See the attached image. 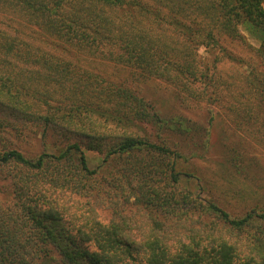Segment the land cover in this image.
Segmentation results:
<instances>
[{"label":"trees","instance_id":"obj_1","mask_svg":"<svg viewBox=\"0 0 264 264\" xmlns=\"http://www.w3.org/2000/svg\"><path fill=\"white\" fill-rule=\"evenodd\" d=\"M245 22L261 35L259 51L264 55V0H0V110L11 118L8 126L25 125L31 119L42 120L41 125L50 129L63 127L61 121L77 128L85 123L93 138L108 135L107 130L124 126L130 119L164 122L133 88L111 82L80 79L68 87L70 92L65 87L60 99L72 105L62 115L37 114L32 101H40L45 110L48 98L60 93L73 76L70 55L107 57L138 76L159 78L177 87L188 98H203L206 87L199 83L209 76L200 50L212 49L213 41V48H220L222 34L237 39ZM33 65L38 66L36 70ZM42 79L49 80L44 91L36 87L43 84ZM70 93L75 99L68 98ZM113 132L109 135H115L118 143L105 160L143 150L159 156L174 153L164 144ZM72 155L77 172L58 170L56 165L71 160ZM152 159L145 164L135 160L131 169L135 177L149 176L148 182L155 184L158 170ZM9 163L38 171L57 163L49 171L51 182L72 191L82 187L77 178L98 172L89 166L78 142L58 153L44 150L36 158L18 149L1 152L0 166ZM180 175L173 163L170 180L178 183ZM19 199L24 207L9 208V212L0 208V264H39L44 258L51 264H264V237L262 244L252 248L253 243H246L250 250L242 256L238 247L215 238H210V248L195 243L172 251L160 239L140 245L120 223H104L93 212L82 217L71 203H62L58 197L35 194ZM206 209L237 230L251 226L256 218L264 219V213L256 211L232 218L210 201Z\"/></svg>","mask_w":264,"mask_h":264},{"label":"rangeland","instance_id":"obj_2","mask_svg":"<svg viewBox=\"0 0 264 264\" xmlns=\"http://www.w3.org/2000/svg\"><path fill=\"white\" fill-rule=\"evenodd\" d=\"M239 32L237 39L219 36L220 48H213V41L212 49L200 50L209 76L199 83L207 92L200 99L186 97L159 78L138 76L107 57L70 55L73 76L60 93L58 90L53 98H48L45 110L40 101H32L37 114L70 112L71 101L61 100L64 88L70 92L68 87L81 79L133 88L166 123L130 119L124 126L107 130L111 132L108 135L93 138L91 127L87 131L85 123L77 128L61 121L63 127L50 129L41 125L42 120L31 119L25 125L8 126L11 118L1 109L0 153L18 149L36 158L44 150L58 153L78 142L89 166L98 172L85 179L77 178L82 187L72 191L51 182L49 171L55 170L57 163L44 171L4 164L0 166V208L7 212L9 208L19 209L24 207L21 196L45 194L58 197L62 203L68 201L82 217L93 212L104 223H120L140 245L160 239L172 251H179L183 245L195 243L210 248V238H215L235 245L242 256L249 248L262 244L264 219L256 218L251 226L237 230L206 209L210 201L232 218H241L249 211L264 213V55L259 51L263 41L249 22L240 25ZM32 67L36 70L38 66ZM86 73L92 75L87 77ZM47 80L42 79L43 84L36 87L43 91L49 88ZM68 98L75 99L73 93ZM114 129L117 136L146 138L164 144L175 154L159 156L143 150L105 160L106 153L118 143L115 135H109L115 134ZM150 159L157 165L155 184L148 182L149 176L135 177L131 169L135 160L145 164ZM173 163L181 173L178 183L169 177ZM76 165L72 155L71 160L56 166L74 173ZM246 243L253 245L248 248ZM142 257L141 254L138 259ZM39 264L51 261L44 258Z\"/></svg>","mask_w":264,"mask_h":264}]
</instances>
